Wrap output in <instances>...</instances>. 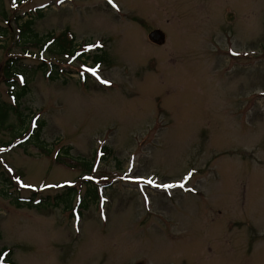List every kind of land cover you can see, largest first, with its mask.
Segmentation results:
<instances>
[{
	"label": "rangeland",
	"instance_id": "374dc122",
	"mask_svg": "<svg viewBox=\"0 0 264 264\" xmlns=\"http://www.w3.org/2000/svg\"><path fill=\"white\" fill-rule=\"evenodd\" d=\"M30 18L41 40L68 31L83 54L35 45ZM11 57L21 112L51 150L17 145L14 115L0 127L1 171L50 202L15 207L29 187L0 195L14 264H264V0H0L9 104ZM87 178L97 198L83 208Z\"/></svg>",
	"mask_w": 264,
	"mask_h": 264
},
{
	"label": "trees",
	"instance_id": "16d2710c",
	"mask_svg": "<svg viewBox=\"0 0 264 264\" xmlns=\"http://www.w3.org/2000/svg\"><path fill=\"white\" fill-rule=\"evenodd\" d=\"M32 23L33 20L32 18H30L29 20L24 22V34L26 36H28L29 38L31 37L34 41H35V45L38 46H42L45 39L46 40H50L51 43L50 45H48L47 49H49V51L51 53H57V54H64V55H69L71 54L74 49H75V38L73 36V34H70V36L68 37V31H64L62 32L61 35H57V36H50L45 35L43 40L42 37H38L37 33L33 31L32 29ZM16 57V56H14ZM100 56L98 55H94L93 56V60H99ZM101 60V59H100ZM16 62V58L11 57L10 59H8V62L4 63V77L7 81V83L9 84L10 89H12V91H10V95L13 98V104H9L7 102L1 101L0 100V127H9L13 129V124L9 123L8 124V117L11 115H14L18 118L19 122H20V126L17 129V131H15V134L17 138L21 137L23 134H27V138L26 139H21V142L17 141V145H20V147H22L24 149V151H26V148L23 146L22 142L26 141L30 142L32 145H34L35 147L40 148L41 150H43L45 153H49L51 150L50 149H46L44 147H42V143L43 140L41 139L40 133L44 127V122L42 121H38L35 120L33 125H30V117L31 114H24L23 112H21L20 109V100L27 94L28 92V87L26 85V83H23L20 87L15 88V86L17 85V83L15 82L14 84L12 83L14 81V75L16 73H18V65L15 64ZM44 64V63H43ZM44 66V65H42ZM41 69V67H40ZM44 70V69H42ZM56 77V76H55ZM53 78V77H51ZM9 142L7 143H3L1 144V147L4 146H8ZM68 150L63 151V153L66 156H60L58 153L54 156V158L59 161L60 159H64L67 158L69 153ZM109 153V152H108ZM69 158V157H68ZM78 163V162H76ZM75 163V164H76ZM70 165H74V164H70ZM83 166L86 167V169H91V163H83ZM1 163H0V195L2 197H8L10 193V188H13L16 190V185H14V183L12 182V179H10L5 172L1 171ZM87 194L86 197L84 198V202L83 204L81 203V207L85 208L86 205L88 204V201H90L91 199H96V189L95 186L93 184H91L90 182H87ZM75 193V189L72 187H66L63 191L62 194L59 195V200L61 202H63L67 208H69L70 204H69V199L65 198L67 196H71L73 197ZM35 193H32V195L28 198H20L19 196H13L11 199L12 203L15 205V207L20 208L22 206L28 207V208H32V207H45L47 204L49 205L50 202L46 201V199H41L39 200L38 203L33 204V198L35 197ZM71 199V198H70ZM83 201V200H82ZM11 253V250L9 248L3 247L0 250V264H14L9 258Z\"/></svg>",
	"mask_w": 264,
	"mask_h": 264
},
{
	"label": "water",
	"instance_id": "95a60500",
	"mask_svg": "<svg viewBox=\"0 0 264 264\" xmlns=\"http://www.w3.org/2000/svg\"><path fill=\"white\" fill-rule=\"evenodd\" d=\"M150 37L153 39V40H158L160 38V35L158 33V31H153L151 34H150Z\"/></svg>",
	"mask_w": 264,
	"mask_h": 264
},
{
	"label": "flooded vegetation",
	"instance_id": "af4514ba",
	"mask_svg": "<svg viewBox=\"0 0 264 264\" xmlns=\"http://www.w3.org/2000/svg\"><path fill=\"white\" fill-rule=\"evenodd\" d=\"M156 43L159 44V45H162L164 42L163 43H160V42L156 41Z\"/></svg>",
	"mask_w": 264,
	"mask_h": 264
},
{
	"label": "snow or ice",
	"instance_id": "6c2138e0",
	"mask_svg": "<svg viewBox=\"0 0 264 264\" xmlns=\"http://www.w3.org/2000/svg\"><path fill=\"white\" fill-rule=\"evenodd\" d=\"M109 2H111V0H109ZM105 83H107V81H105ZM165 187H167V185H165Z\"/></svg>",
	"mask_w": 264,
	"mask_h": 264
}]
</instances>
